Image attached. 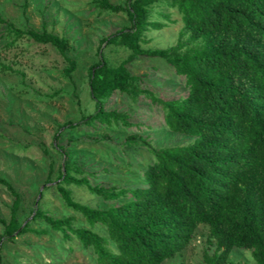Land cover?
Returning a JSON list of instances; mask_svg holds the SVG:
<instances>
[{"label":"trees","instance_id":"16d2710c","mask_svg":"<svg viewBox=\"0 0 264 264\" xmlns=\"http://www.w3.org/2000/svg\"><path fill=\"white\" fill-rule=\"evenodd\" d=\"M94 3L101 14L126 15L128 25L100 39L99 58L88 71L94 110L76 122L63 123L54 134L62 162L53 178L50 161L46 178L50 184L38 191L25 220L18 218L20 195L0 176V186L13 196L9 219L0 216V244L28 232L40 233L32 224L41 220L60 235L69 251L77 244L91 249L96 264H162L181 253L198 226L206 224L213 250L204 252V264H234L229 262L234 248L249 249L255 263L264 264V0ZM173 14L182 23L176 41L164 48L149 45V33L178 22ZM22 39L52 44L67 61L63 75L71 78L77 61L67 55L65 35L19 27L0 14L1 48H13ZM103 45L121 47L128 55L112 63ZM138 56L164 59L183 77L187 94L164 99L143 87L142 76L128 67ZM0 66L24 78L20 70ZM115 93H124L133 102L141 96L148 99L161 108L170 131L192 138L188 144L159 148L138 134L125 138L124 145L143 146L153 154L143 171L145 186L93 183L94 173L71 159L59 143L61 129L67 126H130L127 112L106 108ZM73 187L86 188L108 206L79 201ZM53 188L88 227L77 225L74 215L55 217L43 207L46 191ZM96 224L106 235L94 230Z\"/></svg>","mask_w":264,"mask_h":264},{"label":"rangeland","instance_id":"374dc122","mask_svg":"<svg viewBox=\"0 0 264 264\" xmlns=\"http://www.w3.org/2000/svg\"><path fill=\"white\" fill-rule=\"evenodd\" d=\"M111 1L123 4L126 0ZM0 14L19 27L45 28L65 35L69 44L67 55L77 61L71 78H66L63 70L67 61L52 44L22 39L17 46L2 49L0 42V65L11 66L24 74L22 79L19 73L0 66V176L20 195L18 218L23 221L30 216L43 184H50L46 182L50 161L54 164L53 178L62 162V153L54 145V134L63 123L76 122L94 110L88 71L99 58L100 39L128 25V20L122 13L101 14L94 0H0ZM172 17L178 22L149 33L152 38L149 45L164 48L176 41L182 23L177 14ZM102 51L112 63L128 55L121 47L103 45ZM128 67L132 74L142 76L143 87L164 99L187 94L183 77L158 56H138ZM106 108L127 112L131 125L67 126L61 129L59 139L71 159L94 173L93 183L128 188L146 185L143 171L153 160V154L143 146L124 145L125 138L131 134L147 138L156 148L188 144L192 140L170 131L161 108L142 96L133 102L126 94L115 93L108 99ZM104 134L109 138H101ZM73 191L79 201L101 207L109 204L95 199L84 187H73ZM12 200L10 192L0 186V216L6 220ZM43 207L55 217L74 215L77 225L88 227L80 214L65 206L55 188L46 191ZM32 227L40 233L28 232L14 241L1 242V264H96L91 249L77 244L69 251L60 235L45 222L38 220ZM94 230L106 235L105 228L99 224ZM2 231L0 223V234ZM212 250L209 228L201 224L190 244L162 264H204V252ZM229 262L256 264L251 251L242 248L232 250Z\"/></svg>","mask_w":264,"mask_h":264},{"label":"water","instance_id":"95a60500","mask_svg":"<svg viewBox=\"0 0 264 264\" xmlns=\"http://www.w3.org/2000/svg\"><path fill=\"white\" fill-rule=\"evenodd\" d=\"M43 188V186L41 187V189ZM40 195H38V198H39ZM37 202V201H36Z\"/></svg>","mask_w":264,"mask_h":264}]
</instances>
